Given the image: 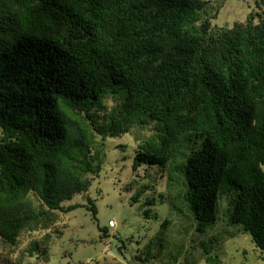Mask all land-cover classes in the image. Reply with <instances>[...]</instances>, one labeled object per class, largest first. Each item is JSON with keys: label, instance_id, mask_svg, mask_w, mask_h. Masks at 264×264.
Returning <instances> with one entry per match:
<instances>
[{"label": "trees", "instance_id": "16d2710c", "mask_svg": "<svg viewBox=\"0 0 264 264\" xmlns=\"http://www.w3.org/2000/svg\"><path fill=\"white\" fill-rule=\"evenodd\" d=\"M254 1L222 26L212 20L223 1L0 0V244L50 230L80 206L65 201L86 195L106 139L150 126L132 170L171 165L169 197L158 196L200 233L227 197L230 223L264 256V0ZM142 203L149 218L155 198ZM28 253L49 262L44 239Z\"/></svg>", "mask_w": 264, "mask_h": 264}, {"label": "rangeland", "instance_id": "374dc122", "mask_svg": "<svg viewBox=\"0 0 264 264\" xmlns=\"http://www.w3.org/2000/svg\"><path fill=\"white\" fill-rule=\"evenodd\" d=\"M212 1H223L224 5L212 20L213 25L231 26L245 20L255 9L254 0ZM150 128L133 127L127 133L106 139L105 162L86 193L94 199L95 217L87 207L86 195L75 194L65 203L80 206L68 213L59 212L58 221L47 232L23 234L15 247L0 244V264H264V256L250 235L230 223L225 213L227 197L219 201L215 225L200 233L195 230V221L187 209L179 214L167 206L168 199L162 202L158 196L167 194L171 165L132 170L137 139L149 135ZM191 145L192 142H186L180 150L189 151ZM145 185L148 188H143ZM137 190L144 192L138 202H132L131 195ZM145 197H154L156 202L149 218L143 214ZM164 219L170 222L163 237L147 250L149 239ZM109 220L113 226H109ZM100 228H105L108 236L102 237ZM58 230L60 233L56 235ZM43 239L49 262L28 253L31 240Z\"/></svg>", "mask_w": 264, "mask_h": 264}, {"label": "built area", "instance_id": "2783aa9c", "mask_svg": "<svg viewBox=\"0 0 264 264\" xmlns=\"http://www.w3.org/2000/svg\"><path fill=\"white\" fill-rule=\"evenodd\" d=\"M109 225L111 226H113L114 225V223H113V221H109Z\"/></svg>", "mask_w": 264, "mask_h": 264}]
</instances>
